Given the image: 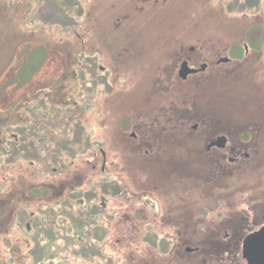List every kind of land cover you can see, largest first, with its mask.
Returning <instances> with one entry per match:
<instances>
[{"label":"rangeland","instance_id":"obj_1","mask_svg":"<svg viewBox=\"0 0 264 264\" xmlns=\"http://www.w3.org/2000/svg\"><path fill=\"white\" fill-rule=\"evenodd\" d=\"M258 7L0 0L1 263L246 264L242 239L264 220V142L242 141L234 116L249 101L232 65L168 89L181 55H223ZM36 53L42 67L18 86ZM256 107L248 119L264 116ZM219 135L227 147L210 150ZM233 146L250 154L240 174L223 157ZM44 187L51 197L35 198Z\"/></svg>","mask_w":264,"mask_h":264},{"label":"flooded vegetation","instance_id":"obj_2","mask_svg":"<svg viewBox=\"0 0 264 264\" xmlns=\"http://www.w3.org/2000/svg\"><path fill=\"white\" fill-rule=\"evenodd\" d=\"M255 15H258L255 18L256 20H252L251 25L243 34V38H239V40H237V43H234L228 49H225L223 55L211 58L210 56H205L206 59H204V56H202L201 60L199 61H192L188 59L186 55H181L182 57L179 60V64L175 65V71L172 74L174 79L172 80V82L174 83V86L169 88L168 90H171L172 88L175 90V86H181L182 83H195V80L197 82L198 79L202 80L201 85H204L205 83L206 86L215 77L220 78L226 75V72L224 71L220 70L221 72H216V74L212 70L217 68L222 69L225 65H232L234 68L233 72L235 73L234 78L239 86V93L242 95V99H245L246 97L247 101H249L248 103H250L249 107H246V105H248V103L246 102H240L238 106H235L234 116L238 119L237 121L242 122L244 124H248L249 126V128L246 127L245 129H241L239 131V137L241 138V140L244 139L249 140L251 142H259L261 138V140H263L262 142H264V116H260L259 120L254 117L256 118V121L253 118H251V120L250 118L248 119L249 115L252 116L251 108L257 104L256 108L260 109L261 107H259V105L263 104L264 102V99L260 97L262 93L264 95V88L262 86L264 82V18L263 16H259L264 15V7L259 8V11L256 12ZM261 19L262 21H259ZM230 49H232V51H230ZM192 50H194V48H192ZM258 63L260 64L259 66H257ZM171 78L167 77V79H164L169 82ZM253 86L256 87V92L258 93V95L256 96L255 93L247 95L246 92L251 93L248 88ZM254 96H256V103H253L252 100ZM174 105L177 106L176 103H174ZM240 109L242 110V112ZM244 119H246L248 122L245 123ZM197 128L198 124H195L193 126V129ZM227 143L228 137L225 135H219L209 145L211 147L210 150L213 148L225 150V148L227 147ZM230 152L233 154H231V157L226 154H224L223 157L224 159L227 158L226 161L232 163V165L239 166L237 167L238 171L237 169L236 171L240 174L246 165L245 162H248V160L250 159V154L248 152H243L237 146H233ZM260 159L261 162H259V165L262 164V160L264 158ZM255 221L256 218L253 219V222ZM257 222L259 227L252 228L249 232L244 235L242 239L243 241L241 247V254L246 264H250V260L244 257V250H246L247 252H256L261 244L264 245V220H259ZM101 252H103V247H96L92 249L91 254H93L94 257H97L96 254H101ZM78 260L83 261L84 258L79 257ZM78 264L80 263L78 262Z\"/></svg>","mask_w":264,"mask_h":264},{"label":"trees","instance_id":"obj_3","mask_svg":"<svg viewBox=\"0 0 264 264\" xmlns=\"http://www.w3.org/2000/svg\"><path fill=\"white\" fill-rule=\"evenodd\" d=\"M32 52V51H31ZM29 58H30V60H28V61H26V62H24L23 64H22V67H21V73H20V78H21V81H22V83H20L18 86H21V85H23V84H25V82H27L30 78H31V76L33 75V74H35L36 72H38L39 71V69L42 67V64L44 63V60H43V58H41V55L39 54V53H36L35 54V60L33 61V63L31 62V57L29 56ZM1 146V145H0ZM17 145H14V148L16 147ZM3 149H5L6 150V146L4 147V146H1ZM8 147V146H7ZM84 178L86 179V177L84 176ZM86 182V181H85ZM87 183V182H86ZM63 184H65V185H67V183L64 181L63 182ZM32 190H34L33 192H34V194L35 195H37L35 198H40V199H45V197H51V195L50 194H52L51 193V191H50V189L49 188H46V187H44V190H43V192H41L39 189H32ZM74 190V189H73ZM41 192V193H40ZM38 195H40V196H38ZM50 195V196H49ZM59 198H61L60 197V194H59ZM64 200H66V198H64ZM97 206V205H96ZM60 212V211H59ZM92 212H90V211H88V214H91ZM59 214H61V213H59ZM31 217H33V216H31ZM76 218V217H75ZM69 219H70V216H69ZM33 222H36V220L34 221V220H32ZM55 221V220H54ZM57 222V219H56V221H55V223ZM83 222V221H82ZM84 224H85V227L87 226L86 225V223H85V221H84ZM77 230H78V228H77ZM83 230H84V228H83ZM85 232V231H84ZM122 241H120L119 240V243H121ZM100 247H102V246H100ZM121 254V253H120ZM0 264H2L1 263V261H0ZM4 264V263H3Z\"/></svg>","mask_w":264,"mask_h":264},{"label":"water","instance_id":"obj_4","mask_svg":"<svg viewBox=\"0 0 264 264\" xmlns=\"http://www.w3.org/2000/svg\"><path fill=\"white\" fill-rule=\"evenodd\" d=\"M187 251H192L191 248H187ZM260 251V253H259ZM264 245H260L259 249L256 252H247L244 250V257L249 259L251 264H264Z\"/></svg>","mask_w":264,"mask_h":264}]
</instances>
